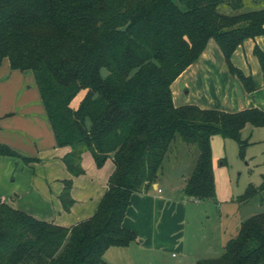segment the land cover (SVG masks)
Here are the masks:
<instances>
[{"label":"trees","instance_id":"16d2710c","mask_svg":"<svg viewBox=\"0 0 264 264\" xmlns=\"http://www.w3.org/2000/svg\"><path fill=\"white\" fill-rule=\"evenodd\" d=\"M245 0H0V65L34 73L58 146H70L63 161L73 176L84 173L82 153L98 167L112 158L115 169L90 217L71 226L36 218L0 199V264H102L106 250L139 239L124 226L132 194L157 182L172 142L179 134L196 143L199 155L184 193L216 196L211 140L249 143L247 124L264 126V110L236 112L175 105L172 83L214 38L228 69L247 91L256 88L232 62L248 37L264 34V6L225 13ZM254 53L264 69V51ZM0 155L22 156L0 144ZM26 162L36 158L22 156ZM60 194L69 210L73 179ZM264 189L250 184L239 200ZM264 263V211L240 224L224 252L195 264Z\"/></svg>","mask_w":264,"mask_h":264},{"label":"crops","instance_id":"0c3cea01","mask_svg":"<svg viewBox=\"0 0 264 264\" xmlns=\"http://www.w3.org/2000/svg\"><path fill=\"white\" fill-rule=\"evenodd\" d=\"M255 47L264 51V34L246 38L231 58L236 67L252 76L256 85L254 90L247 91L241 80L230 72L220 45L211 38L198 60L172 83L175 105L196 104L227 112L250 107L264 110V69L254 53ZM244 129H249L247 136H253L255 140L264 138V126L248 127L247 124L242 133ZM215 136L221 135H214L211 144ZM0 144L11 147L24 157L37 159L26 162L22 156L0 155V199L36 218L64 226H71L95 213L107 190L109 176L115 169L111 157L98 167L91 152L84 151L81 162L84 173L73 176L69 172L63 157L71 151V147L57 145L34 73L13 69L7 58L0 65ZM212 161L214 168L213 155ZM68 178L73 179L71 196L74 203L66 210L60 194L64 188L63 181ZM159 189L160 180L157 179L150 189L132 194L123 224L135 230L141 240L127 246L108 248L102 264H117L110 253L113 248H134L139 251V257L143 256V250H154L156 259L159 256V264L172 263L169 262L171 257L166 258L163 254L174 247L179 249L182 262L196 257L193 264L198 259L217 257L224 252L227 240L235 235L226 227L224 219L218 220L214 230L195 234L191 240H186L183 230L177 234L174 229H169L171 222L166 217L162 218L163 214L160 215L159 209L165 196L156 192ZM170 193L167 194L168 199ZM176 206L175 211V205L170 207L172 223L177 212L178 215L187 213V207L181 201ZM181 217L183 219L184 216ZM243 220L235 224L234 233L238 232ZM174 254L172 252V256Z\"/></svg>","mask_w":264,"mask_h":264},{"label":"rangeland","instance_id":"374dc122","mask_svg":"<svg viewBox=\"0 0 264 264\" xmlns=\"http://www.w3.org/2000/svg\"><path fill=\"white\" fill-rule=\"evenodd\" d=\"M263 6L264 0H245L244 6L236 11L227 4H221L219 10L225 13H234ZM29 72L33 71L29 70ZM252 126L254 125L248 124V127ZM248 131L249 129H244L242 133V138L249 141L245 147L244 156L240 155L238 141L233 138L215 136L212 141V149L217 193L214 198L202 199L200 202H196L194 198L184 193L186 180L194 169V165L191 167L192 163L196 164V158L199 155L198 144L186 143L179 134L176 136L164 158L158 175L161 190H156L158 194L165 196L159 212L160 215L163 214L162 218L166 217L168 222H171L168 224L169 229H174L177 234L183 230V238L191 240V236L212 230L214 226L219 224L218 220L224 219L226 227H229V231L233 232L231 234H236L237 232L234 233L233 230H236L235 224L240 219H247L264 211V189L258 190L247 200H239L238 198L250 184L257 187L264 182V138L255 140L253 136H247ZM168 192H171L169 199ZM179 201L187 207V213L186 215L183 213L178 215L177 212L176 216L173 217L175 222L172 223L173 215H169L171 213L170 207L175 205V211ZM220 204H222V209L219 210ZM182 207L181 205V209ZM181 216H184L183 219ZM178 220L179 222H177ZM139 240H141L140 237ZM129 249L113 248L110 253L117 264H159V256L156 259L157 254H153L154 250H143V256L139 257L138 250ZM172 252H175L174 256H172ZM163 255L166 258L171 257V261H169L172 262L171 264H193L196 258L192 257L187 260L188 262H182L179 259L180 251L175 247L170 248Z\"/></svg>","mask_w":264,"mask_h":264},{"label":"built area","instance_id":"2783aa9c","mask_svg":"<svg viewBox=\"0 0 264 264\" xmlns=\"http://www.w3.org/2000/svg\"><path fill=\"white\" fill-rule=\"evenodd\" d=\"M159 190H161V189H159ZM196 200H198V199H196Z\"/></svg>","mask_w":264,"mask_h":264}]
</instances>
